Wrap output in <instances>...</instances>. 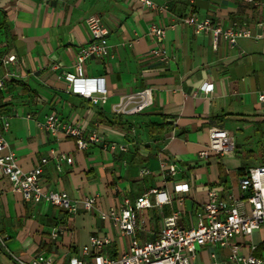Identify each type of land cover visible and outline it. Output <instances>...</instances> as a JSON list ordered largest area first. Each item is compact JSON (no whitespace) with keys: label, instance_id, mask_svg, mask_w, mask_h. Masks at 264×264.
<instances>
[{"label":"crops","instance_id":"obj_1","mask_svg":"<svg viewBox=\"0 0 264 264\" xmlns=\"http://www.w3.org/2000/svg\"><path fill=\"white\" fill-rule=\"evenodd\" d=\"M153 1L158 8H146L138 0H0V57L17 58L0 62V126L2 120L9 123L4 132L8 146L0 154L12 152L24 171L47 158L40 185L65 192L77 209L67 214L51 204L26 203L0 173V264H16L11 253L26 260L53 255L57 263H66L80 255L91 235L109 236L110 255L120 256L129 238L101 220L99 211L118 208L124 198L133 202L150 189H164L169 204L138 213L136 236L145 242L173 213H178V225L194 227L211 189L228 205L239 200L241 176L250 167L264 166V140L256 139L264 137V101L259 99L264 93V25L257 27V22L264 24V2ZM193 14L223 27L246 23L252 36L239 38L234 46L221 37L214 42L210 32L195 33L187 22ZM91 15L108 31L111 57L85 61L83 75L104 79L108 97L103 105L68 91L61 76L72 71L77 49L90 39L85 19ZM153 24L164 29L160 43L149 33ZM155 48L165 50L168 59L151 54ZM204 84L213 90L204 94ZM145 88L152 90L147 109L112 112L122 96ZM51 113L96 129L106 142L125 144L127 152L98 144L79 151L73 139L51 137L37 127ZM210 128L250 140L237 143L231 153L201 157ZM243 147L248 161L240 155ZM52 153L71 157V164L61 161L58 170ZM162 161L174 165L173 176L161 170ZM91 196H97V203L86 210L82 201ZM54 227L63 229L56 240L50 237ZM237 241L246 246L244 254L254 243L255 255L264 256V226ZM196 253L192 264H227L229 250L206 245Z\"/></svg>","mask_w":264,"mask_h":264},{"label":"built area","instance_id":"obj_2","mask_svg":"<svg viewBox=\"0 0 264 264\" xmlns=\"http://www.w3.org/2000/svg\"><path fill=\"white\" fill-rule=\"evenodd\" d=\"M61 1V0H58ZM149 9L158 8L153 0H138ZM253 2L256 6L263 4L257 0H245ZM187 22L193 26L195 33L210 32L214 42L219 37L234 46L239 38L252 36L246 23H232L228 27L213 24L208 17L197 19L191 15ZM90 39L77 49L72 71L64 72L61 76L67 83L68 91L79 95L92 105H103L107 101L108 92L104 79L85 78L83 75V63L91 58L105 60L111 57V46L108 44V31L101 25L97 15H91L85 19ZM263 22H257V27L262 28ZM149 33L160 43L164 39V29L151 25ZM151 54L165 61L168 55L165 50L155 48ZM14 54L1 56L0 62L4 65L15 63ZM3 83L0 82V85ZM204 94L213 90L212 84H204L200 89ZM264 101V93L259 95ZM152 104V90L145 88L122 96L112 105V112L116 115L140 113ZM9 123L1 121L0 126V151L7 148L4 132L8 130ZM37 127L54 138L64 137L74 140L77 150L83 151L91 144H98L103 149L112 152L126 153L125 144L108 143L96 129L87 130L82 125L72 124L51 113L42 122H37ZM234 138L227 131L219 128L209 129V142L206 150L201 151V157H207L209 152L225 155L234 150ZM53 154V153H52ZM53 158L58 170L59 163L65 161L71 164L72 158L65 155H55ZM48 163L47 158H42L37 165L29 170H22L16 163L12 152L0 154V173L6 176L12 192L19 193L26 203H46L58 207L67 214H75L76 204L63 191L46 190L40 185L43 166ZM162 171L168 175L175 174V167L165 161L160 163ZM142 173H147L142 171ZM240 197L228 205L219 199L214 189L208 192V201L196 214L194 227L178 225V213L166 217L159 233L151 240L140 242L136 231L141 228L138 213L141 210L162 207L171 202L170 195L164 189H150L131 202L124 198L118 208L109 211H99V218L109 221L120 235L129 238L128 249L120 256L112 257L108 246L111 243L109 236L91 235L86 245L80 248V255L70 256L66 263H57L53 255H37L28 260L11 253V259L16 264H192L196 259L198 247L206 245L226 247L229 250L227 264H264V256L255 255L257 245L249 243L248 253H243L244 243L238 238L249 239V236L264 226V166L250 167L239 180ZM153 197V201L150 200ZM97 203V196L86 197L82 204L86 210H91ZM248 205V208H246ZM63 234V229L54 227L50 237L58 239ZM3 243V241L1 240ZM4 244V243H3ZM246 247V246H245Z\"/></svg>","mask_w":264,"mask_h":264},{"label":"rangeland","instance_id":"obj_3","mask_svg":"<svg viewBox=\"0 0 264 264\" xmlns=\"http://www.w3.org/2000/svg\"><path fill=\"white\" fill-rule=\"evenodd\" d=\"M260 138H263V140H264V137H261V136H259V137H257L256 139L258 140V139H260ZM248 140H250V139H244V138H242V136H240L239 134H237L236 135V137L234 138V146H236V145H238L237 143H239V144H244V142H246V141H248ZM253 140V139H252ZM254 141H256V140H253V142ZM243 142V143H242ZM252 142V141H251ZM246 148L245 147H243L242 148V150H241V156H242V158H244V159H246V158H248L246 155ZM247 161H248V159H246ZM5 251V250H4ZM5 253H7V252H5Z\"/></svg>","mask_w":264,"mask_h":264},{"label":"trees","instance_id":"obj_4","mask_svg":"<svg viewBox=\"0 0 264 264\" xmlns=\"http://www.w3.org/2000/svg\"><path fill=\"white\" fill-rule=\"evenodd\" d=\"M257 1L264 2L263 0H257Z\"/></svg>","mask_w":264,"mask_h":264}]
</instances>
